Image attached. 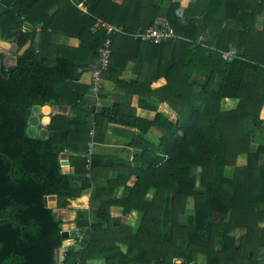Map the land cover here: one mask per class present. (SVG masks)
I'll use <instances>...</instances> for the list:
<instances>
[{"label": "trees", "instance_id": "16d2710c", "mask_svg": "<svg viewBox=\"0 0 264 264\" xmlns=\"http://www.w3.org/2000/svg\"><path fill=\"white\" fill-rule=\"evenodd\" d=\"M165 1L0 0V38L19 47L16 64L2 69L0 52V264H56L64 220L49 195L88 227L63 264H198L200 253L206 264H264V144L255 145L264 131V0H225L227 25L214 36L183 0ZM161 14L177 40L135 37ZM98 20L123 32H93ZM61 36L80 43L61 44ZM108 37L99 98L112 84L133 99L96 107L86 99L89 68ZM231 51L238 56L224 59ZM130 64L138 76L126 80ZM161 78L166 84L153 89ZM153 98L163 104L155 119L137 115L158 110ZM48 103L74 114H54L47 138L29 136L33 106ZM109 128L131 130L132 151L94 153L89 163L92 134L104 142Z\"/></svg>", "mask_w": 264, "mask_h": 264}, {"label": "crops", "instance_id": "0c3cea01", "mask_svg": "<svg viewBox=\"0 0 264 264\" xmlns=\"http://www.w3.org/2000/svg\"><path fill=\"white\" fill-rule=\"evenodd\" d=\"M165 2H169V0H166ZM183 2L185 5L184 7L189 6L192 16L196 18L198 22H200L202 25L206 27L207 33H209L210 35L214 36L217 33H219L221 29H224L226 27L227 21L225 18V14H226L225 13L226 12L225 0H183ZM253 4L255 5L256 3L254 2ZM58 9H59V4L56 3L54 4L53 8H51L49 14L50 15L55 14V12ZM160 16H164V15L161 14ZM263 24H264V12L258 15L257 28L261 29L263 27ZM26 28H32V25L29 24L28 22H25L24 29ZM40 30H41V24H38L37 26L38 36H39ZM60 42L61 44L72 45V46H78L80 43V41L77 38H72L69 36H61ZM0 45L2 46L5 52L4 53L5 56L6 55L8 56L7 60H8L9 66L14 65L15 64L14 58H16V61H17L18 49H19L18 44L16 42V38L13 37L8 40H3L0 38ZM24 49H22L19 53H22ZM11 56H14V58ZM94 66H95V63H93L89 69L92 71ZM137 72H138L137 68L130 64L127 67L126 71L124 72L123 77L126 80L135 79L138 76ZM204 77H205V74L202 72H197L195 75V79L198 82H202L204 80ZM103 81L107 82V78L105 77ZM165 84H166V79L161 78L153 83L152 88L156 89V88L164 86ZM113 88H114L113 85L110 84L107 87L108 90L106 91L108 93L105 94L104 92L105 98H102V100L101 98H99L100 106L101 104L103 106H112L115 102H119V101L123 103L132 102V99H133L132 96H128L124 94L123 92L115 91ZM101 92H102V88H101L100 93ZM96 98H97L96 95L90 92L86 96V99L91 101V103H94L96 101ZM151 103L152 105L156 106L158 110L156 109L151 110L148 108L139 107L137 108V115L147 118L149 120H154L158 111L163 107V104L157 98H153L151 100ZM68 107H69L68 113L74 114L73 109L70 106ZM246 129L248 131L253 130V129L254 131H256L252 123H247ZM132 133L133 132L131 130L109 128L107 131V135L105 136V140H103L104 142H97V144L95 145V153L104 155V156H108V155L116 156V155H121V154L123 155L128 154L129 152L132 151V149L127 146V143L132 141V135H133ZM259 133H264V131H256L255 141ZM257 141H258L257 142L258 144L256 145L263 144L264 134H262V138L257 137ZM240 158L246 159L245 156H240L238 159ZM237 164L244 165L240 163L238 160H237ZM65 169H66V172H69L70 165L67 167H63V170ZM189 201H192L191 204L189 203V207L192 208L194 206V199L190 198ZM63 227H65L66 230L70 231L72 238L74 239V242H75L74 245L79 244L80 241L77 240L78 237H83L88 232V227L86 225L82 227L78 226V211L77 210H69L67 218L64 219ZM245 233H246V230L241 229V230L236 231L235 234H237V236L240 237L244 235ZM182 260L183 259L179 258V259H176L175 261L177 263H181ZM196 262L198 264H206L207 257L204 254L200 253L197 257ZM87 264H100V260H96V259L89 260Z\"/></svg>", "mask_w": 264, "mask_h": 264}, {"label": "built area", "instance_id": "2783aa9c", "mask_svg": "<svg viewBox=\"0 0 264 264\" xmlns=\"http://www.w3.org/2000/svg\"><path fill=\"white\" fill-rule=\"evenodd\" d=\"M100 29H104L108 34H116L123 32V30L117 26L109 24L105 21L98 20L92 28L93 32H97ZM135 37H140L142 40L152 42L155 44H161L168 40H177L178 35L175 32L170 20L166 16H158L154 22L142 32H137ZM238 56L237 52H224L223 57L226 60H232ZM112 57V38L108 37L98 51V58L95 66L91 71V88L90 93L96 95V101L94 102L96 107H100V99L98 97L101 88L104 75L106 74ZM92 140L89 142V157L88 162H91V156L95 153V145L97 144L94 140V133L92 134Z\"/></svg>", "mask_w": 264, "mask_h": 264}, {"label": "water", "instance_id": "95a60500", "mask_svg": "<svg viewBox=\"0 0 264 264\" xmlns=\"http://www.w3.org/2000/svg\"><path fill=\"white\" fill-rule=\"evenodd\" d=\"M0 52L5 53L2 46L0 45ZM7 55L2 58L1 61V69L3 65L9 66ZM14 58V56H11ZM16 64V58H14ZM69 107L67 105H54L52 103H48L45 105H34L32 108V112L29 118V126L27 128V134L32 137H41L47 138L49 136V129L48 126L52 121V116L56 113H68ZM61 164L62 167H67L70 165V161L68 158V153L64 152L61 155ZM66 172V169L64 170ZM46 204L49 207L55 208V211L58 213V218L64 220L67 218L69 209L66 208H57V196L56 195H49L46 196ZM62 237H63V245L56 250V264H63L65 261V253L68 251L69 247L74 245V239L69 230H66L63 227L62 230Z\"/></svg>", "mask_w": 264, "mask_h": 264}, {"label": "rangeland", "instance_id": "374dc122", "mask_svg": "<svg viewBox=\"0 0 264 264\" xmlns=\"http://www.w3.org/2000/svg\"><path fill=\"white\" fill-rule=\"evenodd\" d=\"M192 3V2H191ZM187 9H189V6L188 7H186ZM189 13H190V10H189ZM262 134H264V133H259L258 135H257V137L258 138H262ZM257 137H256V141H255V145L256 144H258L257 142ZM264 144V143H263ZM240 163H242V164H245L246 162H247V160L245 159V158H240V159H237ZM189 203L191 204L192 203V201H189ZM189 205V204H188Z\"/></svg>", "mask_w": 264, "mask_h": 264}]
</instances>
